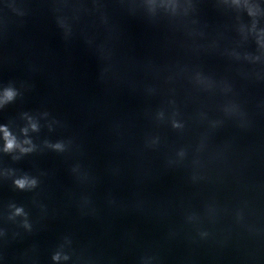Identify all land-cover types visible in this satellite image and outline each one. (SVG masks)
<instances>
[{
  "label": "clouds",
  "instance_id": "obj_1",
  "mask_svg": "<svg viewBox=\"0 0 264 264\" xmlns=\"http://www.w3.org/2000/svg\"><path fill=\"white\" fill-rule=\"evenodd\" d=\"M7 96H8V98L10 99L11 96H12V93H11V92L7 93ZM6 135H7V133H6ZM7 147H8L9 149H11V148L13 147V142H12L11 140L8 141V145H7ZM18 183L20 184L21 187H23V182H22V181H21V182H18Z\"/></svg>",
  "mask_w": 264,
  "mask_h": 264
}]
</instances>
